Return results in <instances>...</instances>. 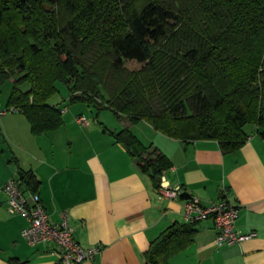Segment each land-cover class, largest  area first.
<instances>
[{"label":"trees","instance_id":"obj_1","mask_svg":"<svg viewBox=\"0 0 264 264\" xmlns=\"http://www.w3.org/2000/svg\"><path fill=\"white\" fill-rule=\"evenodd\" d=\"M7 82V106L21 109L35 136L64 125L49 103L63 83L71 104L235 153L248 128L264 140V0H0V95ZM104 131L159 189L168 157L128 128ZM21 180L37 191L34 174ZM197 223L174 222L150 244L146 264H171L193 244Z\"/></svg>","mask_w":264,"mask_h":264},{"label":"crops","instance_id":"obj_2","mask_svg":"<svg viewBox=\"0 0 264 264\" xmlns=\"http://www.w3.org/2000/svg\"><path fill=\"white\" fill-rule=\"evenodd\" d=\"M82 114L63 111L64 125L35 136L22 113L0 118V264H57L54 243L32 246L23 237L25 217L11 215L5 183L22 172L40 182L36 194L50 220L68 215L75 240L85 248L102 251L84 264H146L150 244L174 222L189 223L185 202L160 194L141 172L125 147L108 130L130 129L146 146L164 153L172 163L162 185L182 187L206 206L227 197L240 205L235 230L256 232L249 241L228 246L216 244L212 220L198 222L194 242L174 256L171 264H264V140L250 128L249 141L237 152L224 155L212 140L183 141L170 138L146 122L130 125L113 121L100 125L80 122ZM111 125L109 128L107 125Z\"/></svg>","mask_w":264,"mask_h":264},{"label":"built area","instance_id":"obj_3","mask_svg":"<svg viewBox=\"0 0 264 264\" xmlns=\"http://www.w3.org/2000/svg\"><path fill=\"white\" fill-rule=\"evenodd\" d=\"M13 113H21V109L14 106L2 108L0 104V118ZM80 122L85 123V118H81ZM158 190L161 195L172 199H181L186 193L182 187L172 189L162 183ZM3 192L7 196L9 214L20 215L27 219L28 225L22 230V235L30 245L50 243L57 245L59 249L57 264H84L102 251L101 246L85 248L75 240L74 231L65 213L58 223L51 222L39 195L23 190L19 179L8 180ZM184 202L187 221H213L217 230L216 244L220 247L240 244L257 236L256 232L240 233L235 230L240 205L232 204L227 197L206 206L194 196Z\"/></svg>","mask_w":264,"mask_h":264},{"label":"rangeland","instance_id":"obj_4","mask_svg":"<svg viewBox=\"0 0 264 264\" xmlns=\"http://www.w3.org/2000/svg\"><path fill=\"white\" fill-rule=\"evenodd\" d=\"M45 6L50 7V10L52 9L51 5L45 4ZM126 66L131 70H137L140 68L139 65L134 64V63H126ZM12 88H13L12 82H7L2 87V93L0 95V104L2 108L7 106L8 99L12 91ZM27 88H29V85L26 84L22 87V90H26ZM49 103L51 105H54L62 109L63 111L69 110V113H72V114L75 112H78L80 113V115L82 114L83 116H85L86 120L90 122H93L95 117L100 116V121H101L100 125H105L106 122L112 125L110 121H113L115 124L117 121L114 114L109 110H103L99 112L94 106L87 105L85 103L78 102L75 104H71L70 103V89L63 83L57 84V93L49 100ZM107 126L111 128L109 125ZM249 129L250 128H248V130ZM0 173L1 175L5 173L4 168L2 166L0 167Z\"/></svg>","mask_w":264,"mask_h":264},{"label":"water","instance_id":"obj_5","mask_svg":"<svg viewBox=\"0 0 264 264\" xmlns=\"http://www.w3.org/2000/svg\"><path fill=\"white\" fill-rule=\"evenodd\" d=\"M45 9H46L47 11H49V10H50V7L45 6Z\"/></svg>","mask_w":264,"mask_h":264}]
</instances>
